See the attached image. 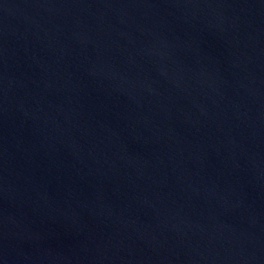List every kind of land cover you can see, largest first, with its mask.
Instances as JSON below:
<instances>
[{"label": "water", "instance_id": "95a60500", "mask_svg": "<svg viewBox=\"0 0 264 264\" xmlns=\"http://www.w3.org/2000/svg\"><path fill=\"white\" fill-rule=\"evenodd\" d=\"M0 264H264V0H0Z\"/></svg>", "mask_w": 264, "mask_h": 264}]
</instances>
